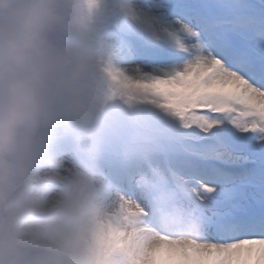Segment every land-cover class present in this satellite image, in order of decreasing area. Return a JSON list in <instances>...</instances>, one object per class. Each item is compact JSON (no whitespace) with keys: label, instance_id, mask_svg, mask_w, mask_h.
Returning <instances> with one entry per match:
<instances>
[{"label":"snow or ice","instance_id":"1","mask_svg":"<svg viewBox=\"0 0 264 264\" xmlns=\"http://www.w3.org/2000/svg\"><path fill=\"white\" fill-rule=\"evenodd\" d=\"M105 5L156 29L154 42L121 24L111 35L122 65L109 70L153 111L135 130L113 117L108 187L130 211L180 209L201 226L157 233L134 264H264V0Z\"/></svg>","mask_w":264,"mask_h":264},{"label":"clouds","instance_id":"2","mask_svg":"<svg viewBox=\"0 0 264 264\" xmlns=\"http://www.w3.org/2000/svg\"><path fill=\"white\" fill-rule=\"evenodd\" d=\"M117 24L155 40L105 0H0V264H134L157 233L199 234L191 213L133 212L108 187L113 117L135 130L153 111L109 70Z\"/></svg>","mask_w":264,"mask_h":264},{"label":"rangeland","instance_id":"3","mask_svg":"<svg viewBox=\"0 0 264 264\" xmlns=\"http://www.w3.org/2000/svg\"><path fill=\"white\" fill-rule=\"evenodd\" d=\"M211 115V114H210ZM249 135H251V133H249Z\"/></svg>","mask_w":264,"mask_h":264}]
</instances>
